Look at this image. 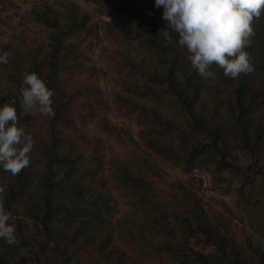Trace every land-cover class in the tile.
<instances>
[{
    "label": "rangeland",
    "instance_id": "rangeland-1",
    "mask_svg": "<svg viewBox=\"0 0 264 264\" xmlns=\"http://www.w3.org/2000/svg\"><path fill=\"white\" fill-rule=\"evenodd\" d=\"M40 1L44 0H0V50L10 54L8 63L0 64V106L7 102V97H21L18 86H22L25 73L35 72L47 80L46 61L35 59L38 56L34 55L36 51L44 54L51 43L48 27L32 16L35 4ZM45 1L59 10L66 5L65 0ZM74 1L83 12L91 14L93 22L99 23L100 36L95 29V33L78 31L70 37V46H78L84 57L67 54L60 61L64 68L58 71V87L52 99L53 106L63 104V108L54 118L25 112L20 103L17 116L19 126L38 145V156L45 152L43 145L57 130L64 140L59 141L60 150H67L69 156L82 157L97 175L94 181L107 186L106 196L113 201V208L105 215L109 220L106 226L111 229L104 230L111 235V247L105 253L114 257H103L101 263L117 261L121 254L113 250L119 249L127 264H191L189 259L172 257L164 249V244L170 243L177 249L186 243L194 250L215 253L214 244L208 245L198 238L202 230L196 229L194 233L186 230V219H193L196 202L200 201L208 218L206 229L221 230L242 258L251 264H263V144L253 154L229 138L227 158L234 168L228 171H219V165L212 159L187 166L186 160L193 150L209 143L208 133L194 126L172 98L155 100L142 91L136 95L134 89L142 86L144 80L124 66L128 58L138 60L146 56L145 48L137 41L131 42L127 56L116 39L123 37L119 26H124V21L97 12L93 0ZM112 20L118 22L112 26L101 22ZM196 102L205 122L216 114L218 124L227 128L226 115L211 94L201 91ZM152 109L169 123L159 120ZM249 116L251 122L264 126V103L250 108ZM53 119L56 127L51 124ZM126 171L142 182L124 179ZM10 177L0 172V186L2 181L10 182ZM192 223L197 228L198 224ZM152 225L156 230L151 229ZM26 226L28 231L36 228L31 222ZM16 241L10 248L0 244V255L10 252L27 258L21 264L66 262L47 250L39 251L37 259L31 247ZM96 245L86 243L87 248ZM79 254V258L87 255L84 250Z\"/></svg>",
    "mask_w": 264,
    "mask_h": 264
},
{
    "label": "trees",
    "instance_id": "trees-1",
    "mask_svg": "<svg viewBox=\"0 0 264 264\" xmlns=\"http://www.w3.org/2000/svg\"><path fill=\"white\" fill-rule=\"evenodd\" d=\"M93 1L97 12L124 21V26H119L123 37L117 36L116 39L127 56L130 53L131 42L135 41L148 53L138 60L128 58L124 66L130 73L140 75L144 80L142 86L134 89L135 94L142 91L155 100L164 96L172 98L194 126L208 133L209 143L193 150L186 160L187 166L192 162L200 163L204 159H212L219 165V171L234 168L227 158L229 138L236 140L242 149L253 154H256L261 143L264 146V126L259 122H251L249 116L250 108L264 103V12L258 20L254 19L255 35L250 38V46L245 49L250 53L254 68L252 73L232 79L225 77L222 69L213 66L214 77L205 79L191 67L187 59L188 52L179 46L176 33H172V43L166 42L161 31L168 30L167 23L162 18L163 8H157L155 0ZM47 2L44 0L36 3L32 16L48 27L51 43L44 54L36 51L34 55L38 56L35 59L46 61L47 68L44 70L47 77L44 78L47 80L41 79L48 88L55 90L58 87L56 81L58 71L64 68L60 61L65 60L67 54L84 57L78 46H70V37L76 35L78 31L81 34L95 33V29L96 33L98 30L99 37L101 27L99 23L93 22L91 14L83 12L74 0H65L64 10H59L54 4ZM101 22L112 26L118 20ZM38 69L43 71L42 68ZM221 84H225V87H220ZM203 90L211 94L216 106L224 111L227 128L218 124L219 121L214 117L216 114L205 119L208 123L206 124L203 116L198 113L196 100ZM14 99H16L14 107L18 115L21 97ZM11 100V96L7 97V101ZM130 101L137 104L135 99ZM52 107L57 113L63 108V104ZM152 113L159 116V120L164 123H169L168 120L160 117L162 115L155 109H152ZM55 122L54 119L51 121L54 127H56ZM59 141L64 142L58 131L53 130L49 142L43 145L45 152L40 153L39 156L38 145L34 143L28 168L16 176L0 170L3 175L11 176L10 182L2 181V186L6 187L5 207L16 218L14 221L17 225L16 240L21 246L31 247L37 259H39V251L47 250L50 254H57L65 259V264H102L100 259L103 257L106 259L114 257L110 254L106 256L105 250L111 247V235L104 232L108 228L106 224H109L105 215L110 214L113 201L106 196L107 186L94 181L97 175L84 164L83 158L69 156L67 150L61 151ZM125 175L123 178L125 177L124 179H128L129 182L131 180L142 182L141 178H131L128 171ZM85 176L89 179H84ZM192 218L186 219V230H191L193 233L196 229L202 230L203 234L201 233L198 238L200 237L201 242H206L208 245L214 244L216 252L206 254L194 250L186 243H183L179 249L171 243L164 244L166 245L164 249L172 257L189 259L191 264H251L248 259L240 256L224 232L206 229L208 218L200 201L196 202V213H192ZM190 219L198 224L197 228H193ZM29 222L34 224L35 230H26V223ZM151 229L156 230L153 225ZM164 230L168 229L164 228ZM95 242L96 246L87 248L86 243L94 245ZM0 244L4 247H12L2 238ZM82 250L86 251L87 255L79 258V252ZM113 251L124 255L119 249ZM121 255L116 258L117 261H113V264H127V259ZM261 259L264 260V255ZM25 260L27 258H19L18 255L10 252L0 255V264H21V261Z\"/></svg>",
    "mask_w": 264,
    "mask_h": 264
},
{
    "label": "clouds",
    "instance_id": "clouds-1",
    "mask_svg": "<svg viewBox=\"0 0 264 264\" xmlns=\"http://www.w3.org/2000/svg\"><path fill=\"white\" fill-rule=\"evenodd\" d=\"M163 8L162 18L168 30H162L167 43L172 33L188 52L191 67L202 78L214 77L213 66L223 75L236 79L254 70L245 49L254 37V19L264 12V0H155ZM10 54L0 50V64H7ZM25 112L54 118V90L48 88L35 72L25 73L19 89ZM15 99L0 106V170L16 176L30 166L34 139L19 126ZM6 187L0 186V238L15 244L16 223L5 207Z\"/></svg>",
    "mask_w": 264,
    "mask_h": 264
}]
</instances>
